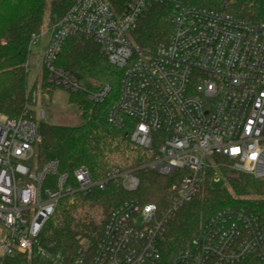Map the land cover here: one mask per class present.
I'll return each instance as SVG.
<instances>
[{
	"label": "built area",
	"instance_id": "1",
	"mask_svg": "<svg viewBox=\"0 0 264 264\" xmlns=\"http://www.w3.org/2000/svg\"><path fill=\"white\" fill-rule=\"evenodd\" d=\"M151 3L171 11V35L155 49L132 39ZM44 33L48 83L94 102H103L111 85H87L56 60L71 36L101 46L121 71L108 121L130 128L131 141L151 157L144 166L172 178L165 208L130 196L110 211L88 264H236L248 257L264 264L263 225L244 207L218 210L187 247L168 256L164 250L168 221L207 181L225 184L247 174L264 183V21L185 0H128L120 11L108 0H75L33 35L31 48ZM36 102L18 117L0 113V264L21 253L50 264H87L44 248V226L65 199L104 190L110 181L132 193L140 180L130 169L95 178L83 166L40 163L46 111L41 103L36 112Z\"/></svg>",
	"mask_w": 264,
	"mask_h": 264
},
{
	"label": "trees",
	"instance_id": "2",
	"mask_svg": "<svg viewBox=\"0 0 264 264\" xmlns=\"http://www.w3.org/2000/svg\"><path fill=\"white\" fill-rule=\"evenodd\" d=\"M118 11L128 0H108ZM188 4L205 7H224L227 11L252 20L264 21V0H185ZM75 0H0V113L18 117L29 106L36 105L34 93L42 85L43 100H51L54 88L48 83L44 70L40 81L29 88L27 75L30 41L40 34L46 16L51 21L64 14ZM170 5L151 3L144 10L132 39L143 48L155 49L168 41L172 25ZM76 73L87 85L110 84L112 90L103 102H94L81 92H70V101L80 109V124L60 125L42 120V136L37 146L40 163L59 160L61 169L78 166L87 168L95 178L114 168L130 169L139 177L137 191L128 193L110 181L104 190L96 189L87 195L78 194L74 201L65 199L59 210L44 226L41 245L53 253H61L67 260L84 257L87 264L110 211L130 196L143 203L154 202L161 208L168 206L172 178L158 174L148 166V152L131 141L130 128H118L108 121L109 108L118 95L121 71L112 65L101 46L93 39L79 35L66 41L57 60ZM224 207H244L254 212L264 228V183L247 174L229 178L220 187L210 181L194 198L181 206L167 223L164 250L171 255L187 247L204 223ZM96 212L98 214H96ZM87 250L84 251V246ZM87 252V253H86ZM10 264H50L39 257L21 253L9 258ZM236 264H257L248 257Z\"/></svg>",
	"mask_w": 264,
	"mask_h": 264
},
{
	"label": "rangeland",
	"instance_id": "3",
	"mask_svg": "<svg viewBox=\"0 0 264 264\" xmlns=\"http://www.w3.org/2000/svg\"><path fill=\"white\" fill-rule=\"evenodd\" d=\"M50 17L46 16L45 23L42 27V32L46 30L49 24ZM49 38V33H44L38 43L32 47V53L29 57V68L27 81L28 86L31 88L36 81H40L42 73L44 72L43 65V53L46 49L47 41ZM82 81V80H81ZM96 82L92 81V84L95 85ZM38 90L34 93L36 101L39 100L36 106V112L38 107L43 105L46 111L45 121L52 124L60 125H77L80 124V109L77 105L70 101V92L67 89L62 87H55L53 96L51 100H46L44 102L42 95V85L38 84ZM37 103V102H36ZM223 182L214 183L213 186L220 187L223 186ZM96 214H98L96 212ZM99 215V214H98ZM100 216V215H99Z\"/></svg>",
	"mask_w": 264,
	"mask_h": 264
}]
</instances>
